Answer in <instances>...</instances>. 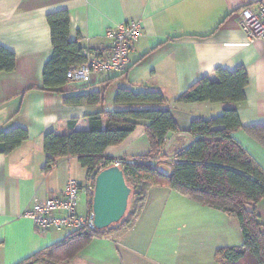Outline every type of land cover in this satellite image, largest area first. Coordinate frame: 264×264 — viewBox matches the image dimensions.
Listing matches in <instances>:
<instances>
[{"label": "crops", "instance_id": "crops-1", "mask_svg": "<svg viewBox=\"0 0 264 264\" xmlns=\"http://www.w3.org/2000/svg\"><path fill=\"white\" fill-rule=\"evenodd\" d=\"M263 0H0V45L14 52L16 68L0 74V130L24 127L29 138L9 154L0 153V264H18L67 238L62 230L43 232L24 211L35 199L60 193L69 179L85 182L87 171L76 158L63 157L51 172L44 135L62 134L71 121L88 130L99 105H68L63 96L43 90V68L52 55L47 14L66 9L70 36L92 54L108 51L111 27L128 20L142 24L125 73L95 74L89 84L71 82L93 92L104 90L105 109H169L179 131L167 133L168 143L153 160L171 173L175 155L194 140L188 129L199 119H211L235 106L242 125L264 124V40L250 41L240 10L258 8ZM245 68L249 82L242 102H178L204 76L217 81L215 69ZM162 91L164 104H115L119 88ZM140 121L117 146L107 148L114 159L133 161L150 151ZM233 136L264 169V143L243 130ZM88 198V197H87ZM90 210L89 198L87 209ZM80 211V209H79ZM81 212V211H80ZM81 212V213H84ZM264 227V199L258 204ZM243 235L236 217L199 203L170 186H151L136 219L127 227L97 236L63 264H220L219 248L240 246Z\"/></svg>", "mask_w": 264, "mask_h": 264}, {"label": "trees", "instance_id": "trees-1", "mask_svg": "<svg viewBox=\"0 0 264 264\" xmlns=\"http://www.w3.org/2000/svg\"><path fill=\"white\" fill-rule=\"evenodd\" d=\"M51 30L52 55L43 68V90L63 96L68 105H99L102 110L90 115L88 130L77 129V121H71L67 130L58 134L48 131L44 135L47 160L43 171L48 174L63 157L76 158L87 174H92L101 164L111 165L116 159L106 154L107 148L123 143L134 132L140 121H147L145 132L150 143L147 154L133 161L122 160L121 168L136 197V212L141 209L151 186H170L181 194L218 209L238 219L243 235L240 246L219 248L215 259L220 264H264V227L258 212V204L264 199V169L233 136L243 130L264 143V124L244 126L237 108L227 107L211 119H199L191 123L188 132L194 142L175 155L171 173H163L153 160L160 154L165 136L179 131V126L169 109H129L109 111L105 109L104 90L87 91L83 87H71L68 69L71 65L86 62L85 49L80 44L81 35L71 39V21L66 9L47 14ZM17 57L14 52L0 45V74L13 72ZM218 80L204 76L192 84L178 98V102L239 103L245 99L249 78L245 68L235 71L215 69ZM115 104L146 105L167 103L162 91L144 89L134 91L128 87L117 90ZM29 138L24 127L8 131L0 130V153L9 154ZM133 177L137 185L130 183ZM138 190V192H136ZM92 200V199H91ZM92 210V201L89 204ZM121 219L120 222L123 221ZM105 229L80 230L64 240L46 247L18 264H59L69 262L91 239L111 231ZM126 222H131L127 220ZM124 222V223H126Z\"/></svg>", "mask_w": 264, "mask_h": 264}, {"label": "built area", "instance_id": "built-area-1", "mask_svg": "<svg viewBox=\"0 0 264 264\" xmlns=\"http://www.w3.org/2000/svg\"><path fill=\"white\" fill-rule=\"evenodd\" d=\"M240 16L243 26L249 33L250 41L264 40V0L256 9L250 6L243 7ZM141 34L142 24L138 20H128L111 27L107 31V37L113 42L108 51L100 55L85 51L86 62L81 65H71L68 69V78L75 83L89 84L95 74L127 72L131 66L134 44ZM167 143L168 138L165 136L160 153ZM122 160L116 159L111 165L101 163L92 174L87 176L85 182L69 179L60 193L35 199L24 211V216L30 218L37 229L43 232L94 229L92 210L84 213L79 211L81 192L84 191L91 200L97 174L106 167L121 166Z\"/></svg>", "mask_w": 264, "mask_h": 264}, {"label": "water", "instance_id": "water-1", "mask_svg": "<svg viewBox=\"0 0 264 264\" xmlns=\"http://www.w3.org/2000/svg\"><path fill=\"white\" fill-rule=\"evenodd\" d=\"M131 194L132 188L121 166L101 170L95 178L92 197L95 228L105 229L120 222L128 210Z\"/></svg>", "mask_w": 264, "mask_h": 264}, {"label": "rangeland", "instance_id": "rangeland-1", "mask_svg": "<svg viewBox=\"0 0 264 264\" xmlns=\"http://www.w3.org/2000/svg\"><path fill=\"white\" fill-rule=\"evenodd\" d=\"M129 180H130V183L133 186L137 185V182H136V180L133 177L129 176ZM136 192H138V190H136ZM136 199H137V196L136 197H133V196L130 197L128 210H127V212L125 214L126 217L123 219L122 222H120L117 225H114L112 229L120 228V227H127L136 219V217L138 216V214H139V212L141 210L140 209V210H138V212L135 213V211H136V208H135L136 207L135 206ZM87 201H88L87 195H86V193L84 191H82L81 195H80V206H79V209H80L81 212L86 211V209H87ZM90 201H92V200L89 199V204H90ZM128 219L131 220L130 223L126 222ZM124 222H126V223H124ZM59 264H63V263H59Z\"/></svg>", "mask_w": 264, "mask_h": 264}]
</instances>
